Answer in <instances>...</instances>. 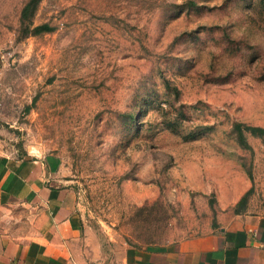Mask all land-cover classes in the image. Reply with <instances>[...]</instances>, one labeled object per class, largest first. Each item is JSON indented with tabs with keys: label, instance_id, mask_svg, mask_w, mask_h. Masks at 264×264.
Masks as SVG:
<instances>
[{
	"label": "rangeland",
	"instance_id": "rangeland-1",
	"mask_svg": "<svg viewBox=\"0 0 264 264\" xmlns=\"http://www.w3.org/2000/svg\"><path fill=\"white\" fill-rule=\"evenodd\" d=\"M0 156L114 264L264 216V0H0Z\"/></svg>",
	"mask_w": 264,
	"mask_h": 264
},
{
	"label": "crops",
	"instance_id": "crops-1",
	"mask_svg": "<svg viewBox=\"0 0 264 264\" xmlns=\"http://www.w3.org/2000/svg\"><path fill=\"white\" fill-rule=\"evenodd\" d=\"M46 162L0 156V264H114ZM115 264H264V216L238 214L162 249L126 247Z\"/></svg>",
	"mask_w": 264,
	"mask_h": 264
},
{
	"label": "trees",
	"instance_id": "trees-1",
	"mask_svg": "<svg viewBox=\"0 0 264 264\" xmlns=\"http://www.w3.org/2000/svg\"><path fill=\"white\" fill-rule=\"evenodd\" d=\"M23 15H25V14H22V17H23ZM248 130L254 135H258L259 136V135L263 134V130L258 129V128H249Z\"/></svg>",
	"mask_w": 264,
	"mask_h": 264
}]
</instances>
